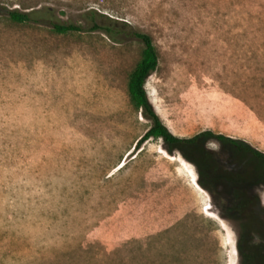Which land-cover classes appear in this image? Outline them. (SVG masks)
Returning a JSON list of instances; mask_svg holds the SVG:
<instances>
[{"label":"rangeland","instance_id":"374dc122","mask_svg":"<svg viewBox=\"0 0 264 264\" xmlns=\"http://www.w3.org/2000/svg\"><path fill=\"white\" fill-rule=\"evenodd\" d=\"M0 6L41 15L0 14V264H264V163L212 136L264 154V0ZM131 29L156 48L162 123L209 135L135 145L151 120L127 94Z\"/></svg>","mask_w":264,"mask_h":264},{"label":"trees","instance_id":"16d2710c","mask_svg":"<svg viewBox=\"0 0 264 264\" xmlns=\"http://www.w3.org/2000/svg\"><path fill=\"white\" fill-rule=\"evenodd\" d=\"M0 14H5L9 19L16 22H26V21H38L41 15L38 14V10H27L22 11L17 8H6L0 6ZM43 17V16H42ZM46 19V18H45ZM50 19V18H48ZM52 26V29L58 33H65L69 31L80 30L81 26L74 23L68 22H57L54 20H49ZM91 30L101 29L107 34H110L112 37H115L118 32L112 26L106 24H98L95 20H92L90 26ZM124 34L133 36L137 38L142 43V51L139 60L134 65L133 69L130 71L128 80H127V94L131 105L136 109L140 110L143 116L151 120V125L143 133V135L138 138L135 142V145L141 141L149 138H162L169 145H178L182 143H195L200 136L209 135L207 133H199L193 138H179L173 135L168 128L162 123L158 114L153 109L151 103L148 100L144 83L146 77L156 69L158 57L156 48L153 44L152 38L148 33L137 31L134 29L128 30ZM216 139L227 142L232 146L237 148L244 149L250 152L254 157L262 160L264 163V154L255 149L251 148L246 144H240L237 140L229 138L222 134L212 135ZM171 150V149H170Z\"/></svg>","mask_w":264,"mask_h":264},{"label":"flooded vegetation","instance_id":"af4514ba","mask_svg":"<svg viewBox=\"0 0 264 264\" xmlns=\"http://www.w3.org/2000/svg\"><path fill=\"white\" fill-rule=\"evenodd\" d=\"M238 143H240V144H244V143H241V142H239V141H238ZM233 147H235V149L238 150V151H242V152L248 153L249 155L253 156L250 152H248V151H246V150H244V149L237 148L236 146H233ZM253 158L258 159V158L254 157V156H253ZM259 160H260V159H259Z\"/></svg>","mask_w":264,"mask_h":264}]
</instances>
